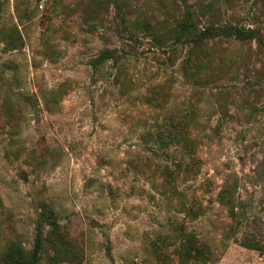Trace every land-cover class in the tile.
<instances>
[{"label": "rangeland", "instance_id": "1", "mask_svg": "<svg viewBox=\"0 0 264 264\" xmlns=\"http://www.w3.org/2000/svg\"><path fill=\"white\" fill-rule=\"evenodd\" d=\"M186 12L201 28L264 30V0H0V264L12 246L37 252L38 264H264L240 243L264 241V49L206 45L214 59L192 128L196 178L167 185L162 171L176 170L180 153L145 135L192 87L187 49L170 59L171 40L158 47L142 23L163 34ZM105 50L128 65L132 95L173 76L168 107L121 96L113 62L98 61ZM224 182L236 188L235 220L215 202ZM194 199L206 209L190 218ZM200 242L213 260H185Z\"/></svg>", "mask_w": 264, "mask_h": 264}, {"label": "trees", "instance_id": "2", "mask_svg": "<svg viewBox=\"0 0 264 264\" xmlns=\"http://www.w3.org/2000/svg\"><path fill=\"white\" fill-rule=\"evenodd\" d=\"M115 2L117 3V0ZM139 25L140 23H137L136 26ZM142 26L143 36H150L152 38L151 41L160 48L165 47V41L171 40V45L166 46L170 50V59L176 55L179 46L187 49L182 60L181 70L184 82L192 87V95L183 108H172L168 110L162 120L157 123L153 129L154 131L151 134H145L151 137L154 145L161 150L165 151L174 148L180 153L181 160L177 169L172 170L167 167L161 174L166 184L171 186L179 179L190 181L196 178L201 170L202 162L198 157L199 142L194 137L192 128L203 101L204 93L202 89L209 85V71L214 59V54L206 45L212 40L234 38L239 42L255 41L256 44L264 49V30L259 27L245 28L230 24H210L201 28L194 19L192 12H186L182 15L177 20L174 30H166L163 34H159L156 28L147 22H143ZM98 61L113 62V85L118 88L121 96H127L132 100L140 101L158 110L166 109L171 103L174 90L173 80H175L173 76L170 77V80L154 85L148 88L145 93L135 96L131 94L134 90L135 83L129 74V67L121 59L117 58L116 51H103ZM221 63L231 65L234 63V60L231 56H226L221 58ZM150 162V159L141 160L137 165L139 167H145L147 164H152ZM235 193V186L224 182L215 198V202L225 208L229 217L234 220L238 217ZM205 209L200 200L194 199L189 206L184 208V213L190 218H196L204 213ZM185 237L188 240L190 233H185ZM40 240L41 237L38 236L37 249L40 247ZM240 243L244 247L259 251L264 255V241L247 238ZM196 251L195 257L189 252H186L183 257L189 261L200 256L203 263H209L213 260V252L206 243L200 242V249ZM2 259L6 264H38L39 262L37 252L29 255L17 246H12Z\"/></svg>", "mask_w": 264, "mask_h": 264}]
</instances>
